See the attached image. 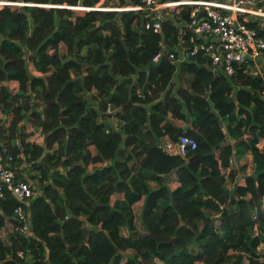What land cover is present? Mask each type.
I'll list each match as a JSON object with an SVG mask.
<instances>
[{
    "label": "trees",
    "instance_id": "trees-1",
    "mask_svg": "<svg viewBox=\"0 0 264 264\" xmlns=\"http://www.w3.org/2000/svg\"><path fill=\"white\" fill-rule=\"evenodd\" d=\"M14 1L31 6L0 9V155L14 157L18 177L24 165L38 171L43 192L30 239L4 237L18 203L0 199V264H264V76L216 75L202 58L177 66L169 53L154 62L163 43L175 48L174 22L189 20L190 6L157 33L148 10ZM179 75L186 87H175ZM109 109L119 132L104 121ZM181 135L197 142L186 157L159 146ZM248 154L253 173L229 190L231 159Z\"/></svg>",
    "mask_w": 264,
    "mask_h": 264
},
{
    "label": "built area",
    "instance_id": "built-area-1",
    "mask_svg": "<svg viewBox=\"0 0 264 264\" xmlns=\"http://www.w3.org/2000/svg\"><path fill=\"white\" fill-rule=\"evenodd\" d=\"M142 2L146 8L157 12L156 20H159L161 24L155 23V20L152 23V27L157 33L162 32L164 13L169 15V19L176 15L177 19H180L181 16L177 12V8L180 6L192 7L189 20H182L177 26L179 34L175 48L169 52L167 45L164 43L161 45L167 47V53H169L172 63L180 66L184 62L202 58L206 61L205 67L216 75L233 77L236 75V67H244L252 76H264V68L260 65L264 61V31L259 33L257 29L250 28L239 20L240 15L264 17V0H231L227 6L203 1L163 4L159 0H142ZM28 5L30 4L22 1L0 0V9L6 6L24 7ZM98 7L101 10L114 12H139L142 10L141 6L133 5L120 8ZM150 27V24L146 25L147 29ZM160 55L161 53L154 58V62L159 61ZM260 96L264 101V88ZM107 114L112 116L114 112L109 109ZM124 125L125 123L121 122V126ZM160 147L169 154L186 157L189 152L197 149V142L194 138L181 135L177 141L171 139L163 141ZM235 163L236 158L233 157L230 161L231 166L227 169V180ZM39 188L40 184L37 180L18 177L12 155H0V199H3L5 193L8 192L18 203L14 210L13 222L15 224L11 235L16 233L28 239L34 238L31 202L38 197ZM17 255L21 259L26 258V253L23 251L18 252Z\"/></svg>",
    "mask_w": 264,
    "mask_h": 264
},
{
    "label": "crops",
    "instance_id": "crops-1",
    "mask_svg": "<svg viewBox=\"0 0 264 264\" xmlns=\"http://www.w3.org/2000/svg\"><path fill=\"white\" fill-rule=\"evenodd\" d=\"M124 1L127 3L125 6H129V5L141 6L143 11H147L148 10L147 12L150 11L151 13H153V21L157 19L156 18L157 17L156 16V13L157 12H153L152 10L146 8L143 5L142 0H139L141 2V5L135 4V1L136 0H124ZM202 1L203 2H214V3H217V4H222V5H226L227 6V5L230 4V1L231 0H202ZM30 6H31V4H30ZM98 6H103L104 8H109L110 6H116L114 8H119L120 7L119 6V0H100L99 3H97V5L95 7H93V8L74 7V8H72V10L76 11L79 14H83V13L88 12V11H91V10L109 11V10H101V9H98L99 8ZM260 6H262V5H260ZM20 8H23V7H20ZM180 16H181V14H180ZM168 19H169V15L167 16L164 13L162 23L165 22V21H168ZM171 19L176 20L177 19V15L174 16V17H172ZM171 19H169V20H171ZM173 20H171V21H173ZM239 20L243 21L244 23H246V22L257 23V27L259 28V30L260 31H263L264 30V17L253 16V15H249V16L240 15L239 16ZM178 24H180V23L179 22L178 23H175L174 22V25H175L176 28H177ZM60 50L62 52H67V47L65 45H61L60 46ZM260 65L262 67H264V61H262L260 63ZM72 76L75 77L74 74H72ZM187 78H188V76H186V75H179V77H176L174 79L175 87L176 88L186 87V83H184L183 80H185ZM163 99H164V96H162V98H160L158 100V103L163 102ZM90 106L91 107L97 106V101L90 100ZM104 121H106L108 123L107 125H109V128L111 130L115 131V132H119L120 129L122 128L121 121L119 119L115 118L114 116H109L107 113H106V117L104 118ZM190 125H191V123H186V122H184L182 120H175L174 121V126L177 129H185V128L189 127ZM39 135L40 134H37V137ZM167 139H170V138L169 137H164L163 140L161 141V143L163 141L167 140ZM37 143L38 144H43L44 143V136H41L39 139H37ZM161 143H160L159 146H161ZM235 158H236V163L233 166L231 175H230V177H229L228 180L226 179L227 180L226 181V185H227V188L229 190H234L238 186H244L245 185V179L248 176H250L253 173V171H254L253 157H252L251 154H248V155H246L243 158H237L236 156H235ZM251 166H253V169H252ZM23 168H25L26 170L22 172V174L20 176L21 178L32 180L33 177H35V176L39 177L40 176V173L38 171L32 170L27 165H24L21 169H23ZM61 171H62V169H61ZM147 181H148V184L150 185V187L151 188H154V184H153L152 178L149 175L147 176ZM42 192H43V188L40 187L39 188L38 196H40L42 194ZM82 220L85 221L86 220V217H82ZM86 226H89V225H86ZM122 231H123V234L125 236L128 235V231H127L126 228H124ZM9 234L10 233H9L8 230H6L5 233H4V237L7 240H8ZM262 246H264V244L261 245V247ZM260 248H259V251H260Z\"/></svg>",
    "mask_w": 264,
    "mask_h": 264
},
{
    "label": "water",
    "instance_id": "water-1",
    "mask_svg": "<svg viewBox=\"0 0 264 264\" xmlns=\"http://www.w3.org/2000/svg\"><path fill=\"white\" fill-rule=\"evenodd\" d=\"M155 23H159V24H161V22L159 21V20H155L154 21ZM167 53V47L165 46V47H163V49H162V51H161V55H160V58H159V62H161L162 60H163V58H164V56H165V54ZM180 156V155H179ZM184 224L183 223H181V226H183Z\"/></svg>",
    "mask_w": 264,
    "mask_h": 264
},
{
    "label": "rangeland",
    "instance_id": "rangeland-1",
    "mask_svg": "<svg viewBox=\"0 0 264 264\" xmlns=\"http://www.w3.org/2000/svg\"><path fill=\"white\" fill-rule=\"evenodd\" d=\"M110 7H116V6H110ZM252 167V169H253V166H251ZM260 253H264V246H262L261 248H260Z\"/></svg>",
    "mask_w": 264,
    "mask_h": 264
}]
</instances>
